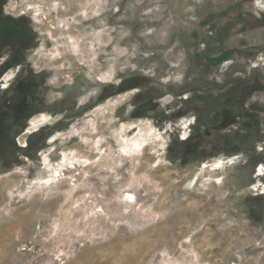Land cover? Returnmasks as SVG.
Here are the masks:
<instances>
[{"label": "rangeland", "instance_id": "374dc122", "mask_svg": "<svg viewBox=\"0 0 264 264\" xmlns=\"http://www.w3.org/2000/svg\"><path fill=\"white\" fill-rule=\"evenodd\" d=\"M255 78L264 0H0V264H264Z\"/></svg>", "mask_w": 264, "mask_h": 264}, {"label": "crops", "instance_id": "0c3cea01", "mask_svg": "<svg viewBox=\"0 0 264 264\" xmlns=\"http://www.w3.org/2000/svg\"><path fill=\"white\" fill-rule=\"evenodd\" d=\"M252 81H254L252 83V85L249 87L248 91H246V93L243 96H240L237 100V104L234 105V109H229L233 114H244L245 113V109L247 107L246 110H248L249 112H252L254 114H259V115H263L264 116V102L262 101L263 105L260 103H250L248 106H246L249 101L250 98H254L256 95L259 94H264V80L261 79H251ZM251 80H242L245 82H249ZM234 83V81L231 83H229L228 87L231 86ZM238 107V108H237ZM251 139H256V133H251V132H247L246 136H251Z\"/></svg>", "mask_w": 264, "mask_h": 264}, {"label": "trees", "instance_id": "16d2710c", "mask_svg": "<svg viewBox=\"0 0 264 264\" xmlns=\"http://www.w3.org/2000/svg\"><path fill=\"white\" fill-rule=\"evenodd\" d=\"M253 82L250 83L242 80H237L231 86H226L225 95L228 96L227 98L229 99V101L225 102L227 108L234 109L233 104H235V100H237L240 96H243L246 91H248L249 87L252 85Z\"/></svg>", "mask_w": 264, "mask_h": 264}, {"label": "snow or ice", "instance_id": "6c2138e0", "mask_svg": "<svg viewBox=\"0 0 264 264\" xmlns=\"http://www.w3.org/2000/svg\"><path fill=\"white\" fill-rule=\"evenodd\" d=\"M131 198V197H130Z\"/></svg>", "mask_w": 264, "mask_h": 264}]
</instances>
